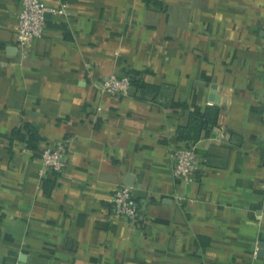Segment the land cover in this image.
Instances as JSON below:
<instances>
[{
	"label": "crops",
	"instance_id": "0c3cea01",
	"mask_svg": "<svg viewBox=\"0 0 264 264\" xmlns=\"http://www.w3.org/2000/svg\"><path fill=\"white\" fill-rule=\"evenodd\" d=\"M42 1L64 13L22 49L0 0V264H264V0ZM113 74L127 95L102 93ZM123 185L138 223L113 213Z\"/></svg>",
	"mask_w": 264,
	"mask_h": 264
},
{
	"label": "built area",
	"instance_id": "2783aa9c",
	"mask_svg": "<svg viewBox=\"0 0 264 264\" xmlns=\"http://www.w3.org/2000/svg\"><path fill=\"white\" fill-rule=\"evenodd\" d=\"M21 9L17 16L16 41L17 45L26 49L33 41L44 36L46 25V13H64L62 10L51 9L42 0H20ZM131 86L128 75H111L101 85L103 94L127 95ZM221 105V103H220ZM227 114L223 109L219 115L216 137H223L226 131ZM67 142H61L55 147L44 149L41 153L43 166L45 169L62 174L67 165ZM173 175L176 180L191 183L196 179V172L202 163L195 148L186 146L174 152ZM264 187V184H263ZM113 213L120 215L133 223L143 220L141 209L137 202L133 188L130 186H119L113 193Z\"/></svg>",
	"mask_w": 264,
	"mask_h": 264
},
{
	"label": "water",
	"instance_id": "95a60500",
	"mask_svg": "<svg viewBox=\"0 0 264 264\" xmlns=\"http://www.w3.org/2000/svg\"><path fill=\"white\" fill-rule=\"evenodd\" d=\"M214 88L215 86H213L212 95L210 97V100L213 102L214 105L219 106L221 108H225L223 104L220 105L221 103L220 96L218 94H215L216 92H214Z\"/></svg>",
	"mask_w": 264,
	"mask_h": 264
},
{
	"label": "trees",
	"instance_id": "16d2710c",
	"mask_svg": "<svg viewBox=\"0 0 264 264\" xmlns=\"http://www.w3.org/2000/svg\"><path fill=\"white\" fill-rule=\"evenodd\" d=\"M145 2L147 3V4H152V3H154V4H156V2H155V0H145ZM132 80H133V78L132 77H130V81H131V84H132ZM141 85H144L143 83H141ZM144 91H146V88L144 87V90H143V92ZM146 94V93H145ZM144 94V95H145ZM215 110L214 111H216V113L214 114V116H216V119H217V116H218V108H214ZM220 110V109H219Z\"/></svg>",
	"mask_w": 264,
	"mask_h": 264
}]
</instances>
